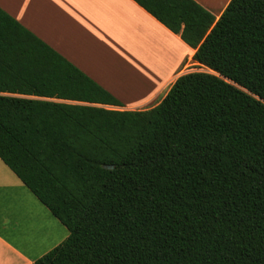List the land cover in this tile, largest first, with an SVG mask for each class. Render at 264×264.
<instances>
[{"label": "trees", "instance_id": "trees-1", "mask_svg": "<svg viewBox=\"0 0 264 264\" xmlns=\"http://www.w3.org/2000/svg\"><path fill=\"white\" fill-rule=\"evenodd\" d=\"M135 1L207 69L142 110L0 7V158L70 232L31 264H264V0Z\"/></svg>", "mask_w": 264, "mask_h": 264}, {"label": "crops", "instance_id": "crops-1", "mask_svg": "<svg viewBox=\"0 0 264 264\" xmlns=\"http://www.w3.org/2000/svg\"><path fill=\"white\" fill-rule=\"evenodd\" d=\"M196 1L217 19L230 2ZM0 7L122 104L96 106L149 109L180 75L205 70L196 49L135 0H0ZM69 233L0 158V264H31Z\"/></svg>", "mask_w": 264, "mask_h": 264}, {"label": "water", "instance_id": "water-1", "mask_svg": "<svg viewBox=\"0 0 264 264\" xmlns=\"http://www.w3.org/2000/svg\"><path fill=\"white\" fill-rule=\"evenodd\" d=\"M86 104H88V103H86ZM108 167H109V168H112V167H113V165H108Z\"/></svg>", "mask_w": 264, "mask_h": 264}, {"label": "rangeland", "instance_id": "rangeland-1", "mask_svg": "<svg viewBox=\"0 0 264 264\" xmlns=\"http://www.w3.org/2000/svg\"><path fill=\"white\" fill-rule=\"evenodd\" d=\"M205 70H207L206 68H204Z\"/></svg>", "mask_w": 264, "mask_h": 264}]
</instances>
